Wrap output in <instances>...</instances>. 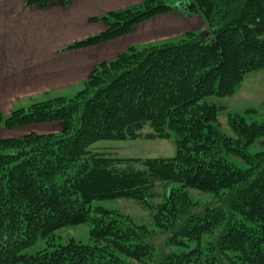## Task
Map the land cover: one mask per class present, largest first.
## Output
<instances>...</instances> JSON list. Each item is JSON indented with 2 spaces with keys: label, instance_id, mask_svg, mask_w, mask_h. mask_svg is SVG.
Segmentation results:
<instances>
[{
  "label": "trees",
  "instance_id": "obj_1",
  "mask_svg": "<svg viewBox=\"0 0 264 264\" xmlns=\"http://www.w3.org/2000/svg\"><path fill=\"white\" fill-rule=\"evenodd\" d=\"M52 1L69 0L26 4ZM168 1L94 17L106 28L69 48L115 40L172 11L199 13L210 36L189 31L174 42L131 46L95 66L74 96L0 112V130L64 123L59 133L0 138V264H264V150H249L264 123L228 114V136L218 120L223 107L207 101L233 95L248 74L264 69V0ZM172 134L171 158L93 148ZM115 199L146 208L150 224L101 205ZM81 224L90 226V243L55 244L58 231ZM156 237L169 253L154 263ZM38 241L43 250L23 253Z\"/></svg>",
  "mask_w": 264,
  "mask_h": 264
},
{
  "label": "crops",
  "instance_id": "obj_2",
  "mask_svg": "<svg viewBox=\"0 0 264 264\" xmlns=\"http://www.w3.org/2000/svg\"><path fill=\"white\" fill-rule=\"evenodd\" d=\"M142 2L69 0L63 4L61 1H52L43 8L37 4L27 5L26 0H0V105L65 85L69 87L68 84L75 79L83 82L95 66L108 62L131 46L153 45L157 41L177 39L192 31L187 28L189 17L181 11H172L159 15L157 20H161L163 25L149 32L144 30L154 22L147 25L141 22V25L133 27L131 33L115 40L93 47L62 51L66 45L106 28L103 25L90 29V32L80 31L81 36L74 37L76 22H82L87 29L94 17H102ZM61 23H67L70 28V32L62 39L58 28ZM44 25L52 28L56 25L57 30L45 35ZM135 34L143 37L138 39L133 37Z\"/></svg>",
  "mask_w": 264,
  "mask_h": 264
},
{
  "label": "rangeland",
  "instance_id": "obj_3",
  "mask_svg": "<svg viewBox=\"0 0 264 264\" xmlns=\"http://www.w3.org/2000/svg\"><path fill=\"white\" fill-rule=\"evenodd\" d=\"M188 2H190V0H169L168 4L180 5V4H186ZM155 17L157 18L156 19L151 18L152 20L150 19L142 22L145 25H147V23L149 22L150 23L154 22V24H150V26H147L145 28L144 30L145 32H149L151 30L156 29L154 27L158 25L161 26L163 25L161 20H157L159 19V15ZM188 23L189 24L187 25V28L199 34L203 32L205 29H207L203 18L197 12H195L193 15L189 17ZM103 25H105L103 21L91 22L89 27L86 29V27L82 25V22L79 23L76 22L74 37L81 36L80 31L86 30V32H90V29L93 30L96 27ZM136 25H141V23H138ZM58 28H59L60 39H62V37H64L68 33V31L70 32V28L67 23H61L58 26ZM43 30H45V35H46V33H51V31L55 32L57 30V27L56 25H54L53 28L50 25H44ZM54 35L56 36L57 34L54 33ZM69 35L72 36L71 34ZM86 37H83L82 39ZM133 37H137L138 39H140L143 36L140 34H135ZM173 40L175 41V39H169L167 41H157L154 44L159 45L168 42H174ZM75 42H73L72 44H74ZM70 45H66V47H64L62 51H66L70 49H82V48H69ZM145 46L148 45L139 44L136 47L143 48ZM127 49H125V51ZM117 56L118 55L109 59L108 61L115 59ZM75 80L76 81L68 84L69 87L65 85L66 87L65 86L58 87L55 90L45 91L44 93L35 94L32 97L31 96L23 97V99H19L17 101H14L13 103L4 102L2 105H0V112L6 117L16 109L28 108L29 106L37 102H45L49 99H54L59 96H64V98L72 97L83 87V82H84V81L82 82L80 79H75ZM207 101L223 107V109L219 111L218 120L221 125V130L228 136H234L228 124V114L231 115L238 114L243 118H245L247 123H253V122L264 123V69L248 74L245 77L244 81L242 82L240 88L233 95L228 97H210L207 98ZM63 127H64L63 121L58 120V121H51L46 123H35L32 125L23 126L16 129L1 128L0 138L20 137L30 132H35L38 134H46L50 132L59 133L63 129ZM143 131H148V129H144ZM175 137L176 135L172 134L169 139H155V140L136 139V140H126V141H101L96 143L93 146V148L96 152H103L112 156L122 157V158H143V159L171 158L175 155V146H174ZM249 150L251 152H254L256 150H264V136L259 138L255 143V146H251ZM239 163L242 162L239 161ZM159 186L160 185L156 186L157 190ZM190 193H191V197L196 199V201L199 202L205 201L204 199L200 201L201 198L198 197L197 191L190 190ZM101 205H103L106 208L116 209L121 213H123L124 215L134 218L137 223H144L147 225L150 224L149 212L147 211V209L143 208L140 204L132 200L115 199L111 201L102 202ZM89 230H90V226L88 224H81L77 226L63 228L56 233L55 244H63L67 242L69 239H75L76 241L82 243H90ZM152 241H154L156 245H158L157 248L158 254L156 256L157 259L154 262L157 263L161 259L160 256L169 253V250L164 245L162 238L156 237L155 240L153 238ZM45 247L46 244L43 241H38L35 245L26 249L23 253L31 255L39 250H43ZM223 259L224 257L222 256V261ZM224 264H228V262Z\"/></svg>",
  "mask_w": 264,
  "mask_h": 264
},
{
  "label": "water",
  "instance_id": "obj_4",
  "mask_svg": "<svg viewBox=\"0 0 264 264\" xmlns=\"http://www.w3.org/2000/svg\"><path fill=\"white\" fill-rule=\"evenodd\" d=\"M210 31L208 29H205L203 32L200 33L201 36L203 37H207L210 36Z\"/></svg>",
  "mask_w": 264,
  "mask_h": 264
}]
</instances>
